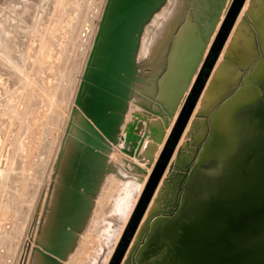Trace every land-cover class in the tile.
I'll list each match as a JSON object with an SVG mask.
<instances>
[{"label":"water","instance_id":"1","mask_svg":"<svg viewBox=\"0 0 264 264\" xmlns=\"http://www.w3.org/2000/svg\"><path fill=\"white\" fill-rule=\"evenodd\" d=\"M227 2L187 0L162 61L143 76L137 64L141 38L167 0L106 1L54 166L52 179L63 178L59 195L63 199L68 192L70 202L55 213L53 229L41 242L40 229L33 264L38 259L63 264L77 247L105 176L114 170L109 154L119 143L133 95L162 118L165 128L185 98L167 140L166 162L155 166L130 220V234L111 264L122 263L246 0H232L222 22ZM253 116V134L226 176L192 193L182 213L157 229L143 263L264 264V103ZM53 189L54 184L50 194Z\"/></svg>","mask_w":264,"mask_h":264},{"label":"rangeland","instance_id":"2","mask_svg":"<svg viewBox=\"0 0 264 264\" xmlns=\"http://www.w3.org/2000/svg\"><path fill=\"white\" fill-rule=\"evenodd\" d=\"M106 1L107 0H57V2H56V0H53L52 4H51V0H49V1L48 0H23V1L20 0V2H19V0H16L13 2L15 14L18 18L22 17V15H23L22 13H24L25 11L27 12L28 9H30V10L27 12L28 16H29V23L27 21H25L23 23V21H20L17 19L16 20L12 19L13 22L11 20L12 27H14V29H17L18 32L14 30L13 34L11 35L10 41L11 40L16 41V39H17V41H20L21 39H23L24 41L21 40L23 43V44H21L22 46H17L16 51L14 49H11L9 52L7 51L8 53L5 52V49L3 46L0 47V59H1L0 61L3 62L8 68L11 67L10 70L13 69L11 71L14 72V74H13L14 77L18 73V75L15 77V79L18 82L17 83L18 85H16L11 90L14 93L10 91V96L12 94V97L14 99H16L17 96L19 98L17 97L16 100H14L12 98L11 102H13V103H11V106L12 105L14 106V104H16L18 113H20V115H22L24 113L22 117L21 116L18 117L19 114H17V115L13 114L11 111L12 109L9 108L11 110L9 111V109H8L7 115L2 116L3 118L5 117L4 120L6 119V122H7V123H5V125H3L1 123V127L3 126L2 129H4V131L2 130V132H3L2 135H3V140H4L2 148L8 149L9 152L16 154V157L18 158V161L20 163L19 167L21 168V170L20 169L18 170L19 175L17 174L15 181H12L8 178V179H6V181L4 180L0 184V195H2V197L0 196V199L2 198L0 200V203H2V204H0V208H1V210H0V215H1L0 216V220H1L0 221V264H31L32 248L35 246L34 243L36 242V237H37L36 233H38L39 223H40V220L42 219V215H43V211H41V210H44L45 205H46V198H45V196L43 197L44 191L42 190V188L44 186H41V184L44 185L43 183L47 180V175L49 172L50 164L54 158V153L56 150L55 146H57V142L59 141V139H61V140L63 139L62 134L63 133L65 134L67 124H68L69 119L71 117L72 108L75 106L74 101H75V97L77 94V90H78L79 84H80L81 79H82V75H83V72H84V69L86 66V62H87L90 50H91L92 45H93V41H94L97 29H98V25H99V22H100ZM46 2H49V4ZM228 2H230V0H228ZM228 2H227V4H228ZM57 3H61V4L58 5ZM53 4H54V6H56L55 9L53 6H51ZM49 6H50V8H49ZM230 6H231V4H230ZM21 7H22L23 11L21 10ZM186 7H187V0H167V3L164 5V7L153 16L150 23L146 26L144 33L142 35V38H141V43H140L139 49L141 50L142 59L147 60L150 53H151V49L149 47L150 40L152 39L150 29L152 27L157 29L159 27V25H161V23L166 22L167 20H169L172 17L175 18L179 24V22L182 20L183 16L185 15ZM59 9L60 10L62 9V12L59 11ZM54 10H56L55 12H57V13H55ZM225 10H226V8H225ZM225 10H224V12H225ZM53 12H54V14H53ZM30 17H31V19H30ZM52 22H53V24H52ZM25 23L27 26L26 29H24ZM241 24L243 25L244 21H242ZM218 30L216 29L215 33H217ZM233 30H235V26H234ZM232 32L233 31H231L230 34H232ZM14 35H16V36H14ZM13 36H14V38H13ZM214 39H215V37L213 38V41H214ZM227 43L228 42H226V44ZM226 44H225V46H226ZM167 48H166V50H167ZM52 49H53V51H52ZM224 49H225V47H224ZM166 50H165V52H166ZM50 51H51V54H49ZM3 53L7 57H9L10 59L6 58V56H4ZM222 53L223 52H221L219 58L221 57ZM219 58H218L214 67H216V65L219 61ZM60 60H62V62ZM12 63H13V65H12ZM19 64H20V66H18ZM12 66H14L15 68ZM23 66H24V68H23ZM20 67L23 70H21ZM222 67L223 68L228 67L227 69L229 71L226 68L225 69L228 72H230V71L232 72V69H231L232 65L231 64L224 63ZM148 68L152 69V70L154 69L150 65H144L141 67L139 66V70H140L141 74L148 73L149 72ZM15 69H16L17 73L15 72ZM213 72H214V70H212L210 77H211ZM221 74L219 72V74L216 76L214 84L212 85V87L210 89L212 92H215V91L220 92L223 89V86H222L224 84L223 81H225V80L227 81L229 79L228 78L229 76L225 77V79H222L223 77L221 78ZM20 79L22 81H20ZM209 79L210 78H208V80L205 84V87L202 91V94H203L205 88L207 87ZM17 86L20 87V91H18L19 87H17ZM23 86H25V87H23ZM219 86H221V88L218 89ZM23 89H24V91H23ZM15 90H16V92H15ZM24 92H25V94H24ZM202 94H201V96H202ZM24 95L25 96L28 95L29 100L31 102H36V105H38L40 107H38V106L35 107V105H34L31 108L27 109L28 103L25 104L24 101H26V97L24 98ZM201 96L199 97L198 102H199ZM18 99H20L19 102H18ZM16 102H18V104ZM52 102H54L55 104H56V102H58V104L55 105L53 103L54 104V108H53ZM136 102H143L142 98H140L137 95V93H135L133 95L131 101L129 102V107L127 110V112H129L130 110H131L130 112L133 111V113L135 115L134 117L136 119L135 122L131 125L132 126L131 133L129 135L128 134L123 135V128L121 127V134L119 137V143L117 145L113 146L112 152L109 154V158L112 156L111 159L114 162V165H113L114 170L115 169L116 170L110 171L105 176L104 182L102 183V186L100 188L98 196L95 199V204H94L91 216L88 219V222L85 226L84 231L79 234L77 247L72 252H70L67 260L63 261V264H72L69 259L73 258V256L75 254H77V257L74 261H76V262L78 261L79 264H111L113 262V259L116 256L115 254L117 253V251L119 249H122L121 244L125 243L122 241V238L123 237L128 238L126 233L130 234L129 231L127 232V230L129 229L130 220H131L132 216L134 215L135 208L139 203L140 197H141L145 187L143 188V190L140 193L138 192L136 194V198L132 204V206L134 205V207L131 211V214H130L128 220H126L124 217H122L119 213H116V211L114 210L116 207V203H117L119 193L122 191L123 187H126L127 185L132 184V181L138 182L140 184L143 177H144L145 171L151 167L150 161H152L153 159L156 158L154 163L152 164L153 167L150 168L151 174H152L155 166H157L158 164L162 165L164 162H166L167 149L170 148V145L167 144V140H168V138H170V134L173 132L174 125L176 123L177 117H178L181 109L179 111H177V113L175 115L176 117L174 116V118L170 120V125H169V127H168L169 129H168V128H165L163 120L161 117H159V116H157L151 112H148L146 109H144V107L142 105H140L139 103H136ZM198 102H197V104H198ZM38 103H42V104L39 105ZM50 103H51V106H50ZM197 104H196V106H197ZM44 105L48 106L47 109ZM34 107H35V110H33ZM24 108H25V110H24ZM51 108H52V112H50ZM22 109L24 111L23 113H22ZM27 110L28 111L32 110L33 113H32V111H31L32 114L30 112L27 113ZM41 110H42V112H41ZM47 110L48 111L50 110L49 111L50 114H48L49 112ZM54 110H55V112H54L55 114H53ZM9 112H11V113L9 114ZM211 112H213V111H211ZM211 112H210V114H211ZM253 112L255 113V110L251 112L252 113L250 116L251 125H253V123H254ZM39 113H40V116H39ZM25 114L27 116H25ZM29 114H30V116H29ZM42 114H44V115L42 116ZM45 114H47V117L49 115L48 121L51 119V117L54 118V121L48 122ZM31 115L33 116V118ZM34 115H35V118H34ZM13 116H15V117H13ZM9 118H11V120ZM37 118H38V120L40 119L39 123H38ZM12 119H13V123H12ZM34 119H35V121H34ZM45 119H46V121H45ZM15 120H16V122H15ZM58 121H59V123H58ZM43 122L44 123L47 122V124H44ZM8 123H10V125ZM15 123H18V124H16L17 126L15 125ZM22 123L23 124L25 123L24 124L25 128L22 125ZM51 124L53 126H51ZM199 124H200V122L199 123L195 122V126H198ZM27 125H29L30 128ZM9 126L11 127V129ZM49 127H50V129H49ZM5 128H6V130H5ZM8 128H9V130H8ZM22 128L26 131H24ZM33 128L34 129L36 128V129L34 130ZM170 128H171V130H170ZM186 128H187V126H186ZM186 128H185V130H186ZM29 129L31 130V132H33L32 134L29 131ZM54 129H55V131H54ZM185 130H184V132H185ZM10 131H12V132H10ZM40 131H41V133L45 132L47 134V135H45V139H44V133L41 134ZM21 132H23V133H21ZM35 132H36V134H34ZM184 132L182 133V136H183ZM27 133H29V136ZM20 134L21 135L24 134L25 138L23 139L24 136L23 135L21 136ZM252 134L253 133H251V136H252ZM126 135H127V137H126ZM167 135H168V137H167ZM40 136H42V137H40ZM182 136H181V138H182ZM46 137H47V142L45 143ZM8 138H9V140H8ZM17 138H18V141H17ZM33 138H35V142L37 145L34 144L35 142H34V140H32ZM181 138H180V140H181ZM195 138H196V141H199L200 135L197 133ZM20 139H22V140H20ZM27 139H28V141H27ZM50 139H52V141L54 139H56L55 142L52 143V144L55 143L54 144L55 146H52ZM19 140L21 143L19 142ZM16 141H17V143H16ZM37 141L39 143L40 142L41 143L39 144V143H37ZM162 141H164L163 146H162L161 151L158 155V154H156L157 149L159 148V145H160V143H162ZM248 141L245 142L242 149L244 148V146L246 145V143ZM27 142L28 143L30 142L29 145ZM179 142H178V144H179ZM42 143H44V145ZM45 144L51 145V149L49 151L46 150V149H48V147H47V145L45 146ZM178 144H177V146H178ZM13 146H14L15 150L13 149ZM20 146L22 147V151H21ZM177 146H176V148H177ZM44 147H46V149ZM40 148H42V150L43 149H45V150H43V152L41 150V152H40ZM155 148H156V151H154L152 153V151L155 150ZM176 148H175V150H176ZM242 149H241V151H242ZM175 150H174V153H175ZM15 151H17V153H15ZM45 151H47L49 155L47 154V152L45 153ZM18 153H19V155H18ZM38 154H41V155H39L37 157ZM22 155H23V157H22ZM173 155H172V157H173ZM7 156H8V153L3 152L1 159H0V161L4 165V167L5 166L8 167L11 164L10 160L7 159L8 158ZM20 157H22L23 159L22 158L20 159ZM47 157H48V159H47ZM172 157L170 158L168 165H169ZM46 159L50 162L46 161ZM44 160H45V162H48V163H46L47 166H45V164H44L45 167L43 166L41 168L40 164ZM36 161H38V162H36ZM45 162H43V163H45ZM34 166H36L35 167L36 169L40 167L42 170L41 171L40 170L39 171L34 170L33 172H31V170L34 169ZM24 172H26V173H24ZM43 172H44L45 176H44ZM22 173L24 174L23 177L26 178V179L24 178L23 181H22V179H23ZM39 174H40V176H38ZM30 176H32L31 180L33 182H31V185L28 186L27 185L28 182L30 184V180H29ZM39 177L41 178V180H39L40 179ZM162 178H163V176H162ZM19 179H20V181H18ZM26 180L28 182H26ZM37 180L40 184L38 182H36ZM148 181L149 180H147V182ZM147 182H146V184H147ZM22 184L23 185L25 184L24 187L22 186ZM35 184H37V185H35ZM146 184H145V186H146ZM19 185H20V188H19ZM26 185H27V187H29L28 189L26 187V190H28V192L26 190H24ZM34 186H38L36 188V192L34 191L35 190ZM9 190H12L13 193ZM17 190H18V192H17ZM23 190L25 193V197L23 195ZM19 191H21V192H19ZM33 191H34V193H33ZM42 191H43V193H42ZM156 191H157V189H156ZM156 191H155V193H156ZM155 193H154V195H155ZM19 194H22V195H19ZM31 194L32 195L35 194L36 196L35 195L32 196ZM17 197H20V198L18 199ZM28 197H29V199H28ZM137 197H138V199H137ZM153 197H152V200H153ZM21 199H22V201H21ZM15 200H17V201H15ZM28 201H32V203H29ZM15 203L18 204V207L21 210V211L19 210L20 211L19 213H16V212H18L17 211L18 209H16L18 207H16L17 205ZM22 203H24L25 205L23 204V206H22ZM27 203L30 206L29 208H28ZM3 204L5 207L2 206ZM5 204H7V208H6ZM13 204L15 205V207ZM149 205L147 207V210L149 208ZM11 207H13V208H11ZM14 208H15V210H14ZM5 209H7V211ZM2 210H3V214L4 215L7 214V216H4L2 214ZM8 210H10V211H8ZM11 211H12V213H11ZM9 212L11 213L12 218H11V215L8 214ZM27 212H29L27 214L28 218H26V222L23 226V229L20 231V234L18 236L16 234V232H18V231L13 226L14 222L16 221V219H19L18 222L22 223V221H23L22 215H25ZM17 214H18V216L16 217ZM33 215H34V217H33ZM39 216H40V218H39ZM144 216H145V214H144ZM144 216H143V218H144ZM31 218H32V220H31ZM143 218H142V220H143ZM140 224H141V222H140ZM140 224H139V226H140ZM137 231H138V229H137ZM110 234H111V236H110ZM135 235H134V237H135ZM85 236L90 238L89 242H87V240L84 238ZM134 237L132 238L130 245H131L132 241L134 240ZM129 247L126 250V253L129 249ZM86 250H88V251H86ZM126 253H125V255H126ZM125 255H124V257H125ZM108 258H109V260H108Z\"/></svg>","mask_w":264,"mask_h":264},{"label":"bare ground","instance_id":"3","mask_svg":"<svg viewBox=\"0 0 264 264\" xmlns=\"http://www.w3.org/2000/svg\"><path fill=\"white\" fill-rule=\"evenodd\" d=\"M14 1H16V0H0V47L3 46L5 49V52H7V51L9 52L11 49H14L16 51L17 46H22L21 44H23L21 41L23 39L20 40L21 42L17 41V39H16V41H14V40L10 41L11 35L13 34L14 30L17 31V29H14V27H12L11 20L17 19V20L23 21V23L25 21H27L29 23V16H28L27 12L30 9H28L27 12L24 10L25 12L22 13L23 14L22 17L18 18L15 14L14 6H13ZM52 1L53 0H51V4H52ZM19 2H20V0H19ZM56 2H57V0H56ZM231 2H232V0H230V2H228L227 6H226V10L223 13L222 19H221L222 22L226 16L227 12L229 11L228 9H230L229 7H230ZM46 3L49 4V2H46ZM57 4L59 5L61 3H57ZM51 6H53L54 9L56 7V6H54V4ZM49 8H50V6H49ZM21 10L23 11L22 7H21ZM55 11L56 10H54V12ZM59 11L62 12V9L61 10L59 9ZM54 12H53V14H54ZM55 13H57V12H55ZM30 19H31V17H30ZM242 21H244L243 25L241 24ZM12 22H13V20H12ZM236 22L237 23L235 25V30H232L233 31L232 34L229 35L230 38H228L229 40H227L228 43L226 44V46H224L225 49H223V51H222L223 53H222L221 57L219 58V61L216 65V67H214V69H213L214 72L211 75V78L209 77L210 80L207 84V87L205 88L197 106L195 107V111H194V113H193V115H192V117H191V119L187 125V128H186V130H185V132H184V134H183V136H182V138H181V140H180V142H179V144L175 150V153H174V155H173V157H172V159H171V161L167 167V170L163 175V178H162V180H161V182L157 188V191L153 197V200L151 201L149 208L146 211L143 220L141 221V224L138 228V231H137V233L134 237V240L132 241V243H131V245H130L123 261H122V264H147L146 262H144V263L142 262V259H141L142 254L147 248L148 241L152 238V236L155 234L157 229L161 228L162 226L167 224L169 222V220L173 219L174 217H176L177 215L182 213V208L185 206L186 200L189 199L190 196H192V193L197 192L200 189L207 188L210 183H215L218 180H221L224 176H226V174L228 173V171L230 170V168L234 164L235 160L240 155V152H241L243 145L245 144L246 141L250 140V138H251V133L253 131V128H252V125L250 122V116L252 114L251 112L256 110L262 103H264V0H246L245 5H244V7H243V9H242V11H241ZM52 24H53V22H52ZM220 24H221V22H220ZM220 24L218 25L217 30L220 28V26H221ZM177 26H178V21L172 17L169 20H167L166 22L161 23V25H159V27L157 29H155L154 27H152L150 29L152 39L150 40L149 47L151 49V53H150L148 59L144 60V59H142L141 50L139 49L138 55H137L138 66L141 67L144 65H150L153 68L158 66V64L162 61L161 59L164 57L165 50L168 47L170 40H171ZM26 28H27V26L25 23L24 29H26ZM215 34H214L213 38L215 37ZM14 36H16V35H14ZM14 36H13V38H14ZM213 38H212V41H213ZM244 47L248 50V59H247L246 64L244 66H240V65H237L232 60L231 55H233L236 52H239L240 49H242ZM53 49H52V51H53ZM49 54H51V51ZM4 56H6V55L4 54ZM6 58H9V57L6 56ZM60 61L62 62V60H60ZM224 63L232 65L231 69L234 70L238 81H236L237 84L235 83L236 86L234 87L232 92L229 95H226L224 98L220 99V98H218L219 92H216V91L212 92L210 89H211L212 85L214 84V80H215L216 76L219 74V72H220V74L222 73L221 78L224 75L228 74V71H229L227 69L228 67L227 68L225 67L228 71L222 67ZM12 65H13V63H12ZM18 66H20V64ZM24 66H23V68H24ZM12 67H14V66H12ZM10 68H8L3 62L0 61V117H1L0 118V159H1L2 153L7 152L8 153L7 159H9L11 162V164L9 166L7 165L8 167H6V166L4 167V165L0 161V184L4 180L6 181V179H8V178L12 181H15L16 176L19 172L18 170L19 169L21 170V168L19 167L20 163L18 161V158L16 157V154L9 152L8 149L2 148L3 143H4L2 130L4 131V129H2L3 126L1 127V123L3 125H5V123H7L6 119L4 120L5 117L3 118L2 116L7 115L9 108L12 109V110L9 109V111L11 110L13 114H16V115L19 114L18 117L19 116L22 117L24 114L23 109H22V113H23L22 115H20V113H18L16 104H14V106L13 105L11 106V103H13V102H11L13 97H12V94L10 96V91L16 85H18L17 84L18 82L15 79V77L18 75V73L16 72V69H15V72L17 73V75L14 77L13 76L14 72L11 71L13 69L10 70ZM20 69L23 70L21 67H20ZM142 75L146 76L145 74H142ZM21 79H20V81H22ZM19 86H17V87H19ZM23 87H25V86H23ZM219 88H220V86L218 87V89ZM18 91H20V87H19ZM23 91H24V89H23ZM11 92H13V91H11ZM15 92H16V90H15ZM24 94H25V92H24ZM17 97H16V99H17ZM25 97H26V101H24V102H25V104L28 103L27 109L31 108L34 105H35V107L38 106V105H36V102H31L29 100L28 95H26V96L24 95V98ZM16 99H14V100H16ZM184 99H183L182 103L179 105L177 111H179L181 109L183 102H184ZM19 101H20V99H18V102ZM18 102H16V103L18 104ZM53 103L54 102H52V105L54 108L55 103L54 104ZM136 103H139L140 105H142L144 102H136ZM38 104L41 105L42 103H38ZM56 104H58V102H56ZM50 106H51V103H50ZM35 107L33 110H35ZM38 107H40V106H38ZM45 107L47 109L48 106H45ZM25 108H24V110H25ZM31 111L32 110H30V111L27 110V113L28 112L31 113ZM130 111L127 112L125 114V117H124V121L122 124L123 135H125V134L129 135L131 133V131H132L131 125L136 120L134 117L135 115H134L133 111L132 112H130ZM211 111H213V112H211ZM41 112H42V110H41ZM50 112H52V108H51ZM50 112L48 114H50ZM54 112H55V110L53 111V114H55ZM210 112H211V114H210ZM10 113L11 112H9V114ZM32 113H33V111H32ZM26 114H25V116H27ZM43 115L44 114H42V116ZM45 115L47 117V114H45ZM15 116H13V117H15ZM29 116H30V114H29ZM39 116H40V113H39ZM82 116H83V113L81 112V110H79V113L77 116L78 122L79 121L82 122L81 120H79L80 117H82ZM48 117H49V115H48ZM48 117H47V121H48ZM32 118H33V116H32ZM34 118H35V115H34ZM9 119L11 120V118H9ZM37 120H38V118H37ZM39 120H38V123H39ZM34 121H35V119H34ZM45 121H46V119H45ZM49 121H51V122L54 121V118L51 117V119ZM15 122H16V120H15ZM195 122H197V123L200 122V124L198 126H195ZM10 123H8V124L10 125ZM12 123H13V119H12ZM58 123H59V121H58ZM16 124H18V123H15V125ZM24 124L22 123V125L25 128ZM44 124H47V122ZM27 126L29 127V125H27ZM51 126H53V125L51 124ZM10 129H11V127H10ZM49 129H50V127H49ZM5 130H6V128H5ZM8 130H9V128H8ZM170 130H171V128H170ZM198 130H199V132L202 133V139H200L199 141H196L195 137H196ZM24 131H26V130H24ZM29 131L31 132L30 129H29ZM54 131H55V129H54ZM10 132H12V131H10ZM21 133H23V132H21ZM32 133L33 132H31V134ZM40 133H41V131H40ZM43 133H44V139H45V135H47V134L45 132H43ZM43 133H41V134H43ZM24 134H22V135L24 136ZM27 134L29 136V133H27ZM34 134H36V132ZM40 137H42V136H40ZM63 137H64V133L62 134V138ZM126 137H127V135H126ZM167 137H168V135H167ZM24 138H25V136L23 137V139ZM8 140H9V138H8ZM20 140H22V139H20ZM20 140H19V142H20ZM32 140H34V142H35V138H33ZM50 140H51V144H52L53 142H55L56 139H54L53 141H52V139H50ZM62 140L59 139V141L57 142V146L54 145L55 143L52 144V146L56 147V150L54 153V158L50 164L49 172L47 175V180L43 183L44 185L41 184V186H44L42 188V190L44 191L43 197L45 196L46 201L49 200V203H48L49 205H48L47 213L45 214L44 221H42L43 220V215H42V219L40 220L39 227H38L39 230H38V233H36L37 234L36 240H37V238L39 236L38 235L39 231L41 229V237L39 238L40 242L42 241V238H44L43 237L44 234H48L53 229L52 224L55 221V218H54L55 213L59 209H61V207L64 208V206L66 204L68 206L69 202H70V196H69L68 192L66 193V195H64L65 197H63V199L59 195V192L61 191V188H62V186H60L62 183V179H63L62 176L59 174V175H56L55 179H52L54 177V174H55L54 166H55L56 161L58 159V154H59L61 146H62ZM17 141H18V138H17ZM17 141H16V143H17ZM27 141H28V139H27ZM46 142H47V137H46L45 143ZM163 142L164 141H162V143H160L159 148L157 149L156 154H158V155H159L161 148L163 146ZM29 143H28V145H29ZM37 143H39V142L37 141ZM34 144H36V142ZM42 144L44 145V143H42ZM46 145H47L48 149H46V147H44V148L47 151H49L51 149V145L45 144V146ZM69 148H68V150H69ZM13 149H14V146H13ZM45 149H43V150H45ZM41 150H42V148H40V152H41ZM43 150H42V152H43ZM21 151H22V147H21ZM47 151H45V153ZM71 151H72V149H71ZM154 151H156V148H155V150L152 151V153ZM15 153H17V151H15ZM47 154H48V152H47ZM18 155H19V153H18ZM39 155H41V154H38L37 157ZM73 156L75 159V155H73ZM22 157H23V155H22ZM22 157H20V159ZM111 158H112V156L109 158V161L112 165H114V162L112 161ZM47 159H48V157H47ZM47 159H46V161H48ZM155 159L150 161L151 167H153L152 164L154 163ZM36 162H38V161H36ZM43 162H45V160ZM43 162L40 164L41 168L44 166V164H45V166H47L46 163H48L50 161L45 162V163H43ZM35 167L36 166H34V169H32L31 172H33L34 170H38V171L42 170L40 167H39L40 169L39 168L36 169ZM150 168H148L145 171L144 177H143L140 184L138 182L132 181V184L127 185L126 187H123L122 191L119 193L117 203H116V207L114 210L116 211V213H119L126 220L129 219L131 211L134 207V205L132 206V204L136 198V194L138 192L140 193L143 190L147 180H149V177L151 176V169ZM24 173H26V172H24ZM43 174H44V172H43ZM23 176H24V174L22 175V177ZM32 176L29 177L30 178L29 179L30 184L26 180V182H28V184H27L28 186H30L31 182H33L31 180ZM38 176H40V174ZM44 176H45V174H44ZM24 178L25 177H23L22 181L24 180ZM39 180H41V178ZM18 181H20V179ZM36 182H38V180ZM52 184H54V189L52 190V193L50 194L49 191H50V187L52 186ZM24 185L22 184L23 187H24ZM27 185L25 186L24 190H26ZM35 185H37V184H35ZM37 187L38 186H34L35 192H36ZM197 187H202V188H197ZM19 188H20V185H19ZM28 188L29 187H27V189ZM24 190H23V195L25 197ZM9 191L12 192V190H9ZM26 191L28 192V190H26ZM34 191H33V193H34ZM43 191H42V193H43ZM17 192H18V190H17ZM19 192H21V191H19ZM19 195H22V194H19ZM34 195L35 194H33L32 196H34ZM0 196L2 197V195H0ZM17 198L19 199L20 197H17ZM28 199H29V197H28ZM137 199H138V197H137ZM15 201H17V200H15ZM21 201H22V199H21ZM28 202L32 203V201H28ZM0 204H2V203H0ZM7 204H5L6 208H7ZM23 204L24 203H22V206H23ZM16 205H17L16 207H18V204H16ZM27 205L29 208L30 206L28 203H27ZM2 206H4V204ZM14 207H15V205H14ZM11 208H13V207H11ZM16 209H18L17 210L18 212H16V213H19L21 211L19 209V207ZM0 210H1V208H0ZM5 210L7 211V209H5ZM14 210H15V208H14ZM8 211H10V210H8ZM41 211H43V214H44V210H41ZM11 213H12V211H11ZM11 213L9 212L8 214L11 215ZM28 213L29 212H27L25 215H22L23 216L22 217L23 218L22 223L18 222L19 219H16V221L14 222L13 226H14V228L17 229L18 232H16V234L18 236L20 234V231L23 229V226L26 222V218H28V215H27ZM2 214H3V210H2ZM4 216H7V214ZM17 216H18V214L16 215V217ZM33 217H34V215H33ZM11 218H12V215H11ZM32 218H31V220H32ZM39 218H40V216H39ZM110 236H111V234H110ZM84 238L87 240V242H89L90 238H88L86 236ZM34 245L35 246L32 248L31 264H33L36 261V255H37L36 253L37 252H34V248L39 247L35 243H34ZM86 251H88V250H86ZM76 257H77V254H75L73 256V258L69 259L72 264H79L78 261L77 262L74 261L76 259ZM108 260H109V258H108ZM151 262H153V259H152V261H150V263ZM35 264H43V263L41 260L38 259Z\"/></svg>","mask_w":264,"mask_h":264},{"label":"crops","instance_id":"4","mask_svg":"<svg viewBox=\"0 0 264 264\" xmlns=\"http://www.w3.org/2000/svg\"><path fill=\"white\" fill-rule=\"evenodd\" d=\"M231 56H232V60L237 65L244 66L246 64L247 59H248V50L244 47V48L240 49L239 52H236ZM227 76H229L228 77L229 79L227 81L226 80L223 81V83H224L222 85L223 89L219 92L218 98H220V99L224 98L226 95H229L232 92V90L234 89V87L236 86V84H237L236 81H238L234 70H232V72L231 71L228 72V74L224 75L222 79H225V77H227ZM220 88H221V86H220ZM197 133L200 135V139H202V133L199 132V130L197 131Z\"/></svg>","mask_w":264,"mask_h":264}]
</instances>
